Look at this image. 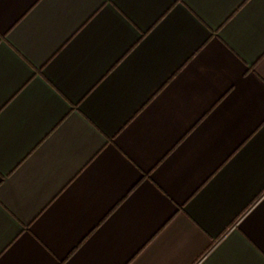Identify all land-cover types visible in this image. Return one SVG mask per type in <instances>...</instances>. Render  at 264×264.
Listing matches in <instances>:
<instances>
[{"label":"crops","instance_id":"crops-1","mask_svg":"<svg viewBox=\"0 0 264 264\" xmlns=\"http://www.w3.org/2000/svg\"><path fill=\"white\" fill-rule=\"evenodd\" d=\"M0 264H264V0H0Z\"/></svg>","mask_w":264,"mask_h":264}]
</instances>
